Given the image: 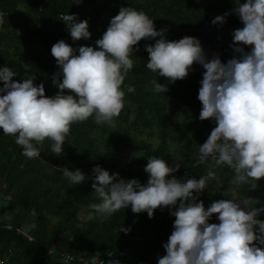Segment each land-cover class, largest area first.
I'll return each mask as SVG.
<instances>
[{
    "label": "trees",
    "instance_id": "16d2710c",
    "mask_svg": "<svg viewBox=\"0 0 264 264\" xmlns=\"http://www.w3.org/2000/svg\"><path fill=\"white\" fill-rule=\"evenodd\" d=\"M246 0H0V13L4 23L0 26V66L7 65L19 72L20 82L27 75H34L33 83L44 85L45 95L55 96L60 90L53 83L61 82L62 69L51 54L52 46L60 40L74 49L81 46L97 48L111 19L122 7H132L145 12L157 31L165 29L164 38L177 41L185 36L197 38L207 61L218 57L222 63L242 58L251 52V46L237 45L233 35L242 26L235 12L238 3ZM64 14L75 15L77 22L87 21L89 39L73 41L66 24L60 20ZM223 16V23H213ZM142 39L134 46L131 59L134 67L123 82L124 108L113 125H97L90 118L74 123L66 137L61 156L51 153L52 141L45 140L41 156L27 158L23 149L8 137H0V183L7 186L4 205L0 210V224L26 226L35 237L29 242L0 230V255L9 249L14 251L13 264H41L54 258V264H66L57 252L67 250L74 255L91 258L99 252L105 261L119 264H158L166 255L164 245L174 231L175 217L172 207L156 209L152 218L147 212L133 213L131 205L110 217L95 213L94 219L86 217L92 211L90 205L99 203L92 188L93 169L99 165L117 179L137 180L146 185L149 174L145 167L151 156L164 159L170 166L180 165L177 179H199L206 175L208 163L196 165L199 145L206 142L217 126L214 118L199 119L202 104L198 99L205 69L194 63L189 75L174 83L158 77L146 68V46L156 40ZM240 47L243 52L235 49ZM78 54V51H77ZM27 65V66H26ZM153 80L167 85L168 91H154ZM128 86L135 88L129 93ZM65 94H71L65 91ZM144 134L148 137H144ZM157 138V140H154ZM174 145L179 158L170 161L168 156ZM193 165H196L195 167ZM81 170L87 179L78 185H70L62 169ZM217 180H210L208 187L199 194L197 202L205 208L218 199H249L251 208L264 209V178L248 184L234 186L233 170L227 165L212 167ZM252 187V184H255ZM179 202L176 207L178 208ZM257 220L264 221V211ZM209 223H219L214 214ZM24 226V227H25ZM124 227L127 232H120ZM259 235V226H254ZM254 243L261 248L264 245ZM38 244V245H36Z\"/></svg>",
    "mask_w": 264,
    "mask_h": 264
},
{
    "label": "clouds",
    "instance_id": "9594fccd",
    "mask_svg": "<svg viewBox=\"0 0 264 264\" xmlns=\"http://www.w3.org/2000/svg\"><path fill=\"white\" fill-rule=\"evenodd\" d=\"M235 12L244 26L235 30L234 43L251 46V52L226 64L218 57L207 61L197 38L185 36L169 41L164 38L166 30L157 31L145 12L122 7L96 41L98 50L91 46L74 49L63 40L52 46L51 54L63 76L62 82L53 80L60 90L55 96H46L44 85L33 83L34 75L14 82L16 73L7 66L0 68V130L14 137L22 154L31 159L41 156L46 139L52 141L51 153L61 156L74 123L92 118L97 125H113L124 108L122 85L134 67L130 57L142 39L160 37L154 45L146 46V68L171 83L185 79L194 63L203 66L199 119L214 118L217 124L198 147L196 165L206 164L209 159L214 162L206 175L183 181L169 178L180 165L170 166L155 156L145 167L149 174L146 185L135 179H117L118 174L110 175L99 165L93 169L92 188L100 202L89 206L92 211L87 220L95 218L93 213L110 217L129 205L133 213L147 212L149 218L158 208H175L171 212L174 231L164 245L166 255L159 258L158 264H264V248L254 243L264 245V221L256 219L264 209L251 208L252 202L246 198L218 199L207 208L203 201L197 202L210 180L218 182L212 167H230L234 186L264 178V0L238 3ZM60 20L73 41L90 38L86 20L77 22L76 16L69 14ZM218 22L223 23L224 17L213 20L214 24ZM3 23L0 13V26ZM235 50L243 52L240 47ZM152 84L156 92L168 91L167 85L157 80ZM66 90L71 94H65ZM127 91L135 92V88L128 86ZM62 173L74 186L87 179L79 169L63 167ZM214 214L219 223H209ZM256 225L259 235L254 230ZM100 255L93 254L88 264H119L103 261Z\"/></svg>",
    "mask_w": 264,
    "mask_h": 264
},
{
    "label": "built area",
    "instance_id": "2783aa9c",
    "mask_svg": "<svg viewBox=\"0 0 264 264\" xmlns=\"http://www.w3.org/2000/svg\"><path fill=\"white\" fill-rule=\"evenodd\" d=\"M7 66V65H1L0 68ZM8 67V66H7ZM10 68V67H9ZM12 71L16 73V75L13 77L14 82H20V75L19 72L16 71L14 68H10ZM0 87H3V82H0ZM5 136L8 137L10 140L15 142V138L12 136L4 135L2 130H0V137ZM16 143V142H15ZM17 144V143H16ZM0 227L5 228L6 230H9L13 233H15L18 236H22L29 242H35V237L30 234V232L23 226H17L14 224H7V225H1ZM57 252V255L60 259L66 264H88L91 258L86 257L84 255H74L70 251L67 250H59L56 251L54 248L50 250V253ZM14 255V251L12 249H9V252L6 255H0V264H13L12 263V257ZM101 260L105 261L104 257H100Z\"/></svg>",
    "mask_w": 264,
    "mask_h": 264
},
{
    "label": "rangeland",
    "instance_id": "374dc122",
    "mask_svg": "<svg viewBox=\"0 0 264 264\" xmlns=\"http://www.w3.org/2000/svg\"><path fill=\"white\" fill-rule=\"evenodd\" d=\"M244 25H242V26H239V27H236V29L235 30H237V29H240V28H242ZM144 137H148V135H146V134H144ZM154 140H157V138H154ZM178 151L176 150V146L174 145V153L172 152L169 156H168V159L170 160V161H175L176 159H178L179 158V153H177ZM5 161V159L4 158H2L1 157V154H0V163L1 162H4ZM0 184H2V183H0ZM2 198H3V193H2V191L0 190V210H1V208L3 207V205H4V202H3V200H2ZM23 226H25V225H23ZM26 227V226H25Z\"/></svg>",
    "mask_w": 264,
    "mask_h": 264
},
{
    "label": "crops",
    "instance_id": "0c3cea01",
    "mask_svg": "<svg viewBox=\"0 0 264 264\" xmlns=\"http://www.w3.org/2000/svg\"><path fill=\"white\" fill-rule=\"evenodd\" d=\"M6 189H7V186L4 183L0 184V190L3 193V197H5V191H6ZM53 259H55V257L54 258H50L45 264H54V260Z\"/></svg>",
    "mask_w": 264,
    "mask_h": 264
},
{
    "label": "water",
    "instance_id": "95a60500",
    "mask_svg": "<svg viewBox=\"0 0 264 264\" xmlns=\"http://www.w3.org/2000/svg\"><path fill=\"white\" fill-rule=\"evenodd\" d=\"M0 230H2V231H6V232H8V233H11V234L17 236L15 233H13V232H11V231H9V230H6V229L3 228V227H0ZM36 245H38V244H36ZM43 258H44V255H42V256L40 257V259L38 260L37 264H41L42 261H43Z\"/></svg>",
    "mask_w": 264,
    "mask_h": 264
}]
</instances>
